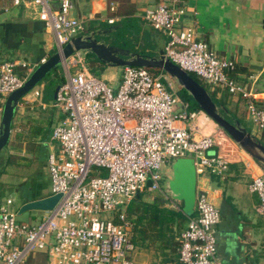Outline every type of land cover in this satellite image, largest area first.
Wrapping results in <instances>:
<instances>
[{
	"label": "built area",
	"instance_id": "obj_1",
	"mask_svg": "<svg viewBox=\"0 0 264 264\" xmlns=\"http://www.w3.org/2000/svg\"><path fill=\"white\" fill-rule=\"evenodd\" d=\"M0 1V13L11 6L35 8L39 20L53 32L57 49L85 34V21L72 14L73 0ZM185 16L179 0H170L145 10L143 19L153 29L165 31V58L196 74L210 88L243 100L253 135L264 144V104L231 76L235 60L216 53L194 26H184ZM16 65L0 59V116L6 97L28 76L20 77ZM64 67L68 73L52 103L61 114L49 137L56 148L47 160L50 192L59 198L37 224L17 219L14 199L0 202V264H26L28 256L37 252L46 253L48 264H132L135 222L127 212L130 201L145 190L147 180L151 191L164 193L162 181L171 162L190 152L197 176L223 175L232 155L221 141L229 143V139L221 127L219 132L197 134L191 122L195 111L187 109L175 94L173 81L161 73L123 66L114 91L90 72L84 51H75ZM41 87L33 88L29 99L39 97ZM92 167L106 173L91 175ZM248 190L259 199L256 212L264 215V174L253 176ZM103 212L113 217H100ZM219 222L216 204L206 192H196L194 210L178 237L180 264H220L214 233Z\"/></svg>",
	"mask_w": 264,
	"mask_h": 264
},
{
	"label": "crops",
	"instance_id": "obj_2",
	"mask_svg": "<svg viewBox=\"0 0 264 264\" xmlns=\"http://www.w3.org/2000/svg\"><path fill=\"white\" fill-rule=\"evenodd\" d=\"M73 1V15L83 19L86 27L103 32L102 28L106 24L112 25L114 29L121 25L122 20L134 18L142 29L150 31L151 37L159 39V44L162 43L160 46L164 47L166 40L143 19V14L158 3H168L170 0ZM179 3L186 9L183 25L194 26L198 37L207 42L216 53L235 60L232 77L254 91L257 101L264 104V0H179ZM0 5H3L2 1ZM108 18H113L114 22L108 23ZM56 49L53 32L39 20L35 8L11 6L8 12L0 13V59L16 62V70L27 66L29 75ZM85 60L88 65L86 54ZM94 66L101 71L106 70L113 86L118 85L122 68L107 64L102 67L98 64ZM40 86L42 89L39 97L29 99L30 96L27 95L18 102L9 141L17 142L18 135L23 134L32 143V152L35 153L40 146H44L49 153L56 148L55 144L49 142V137L61 114L53 105L43 101V84ZM217 94L225 97L228 109L245 119V107L238 96L219 89ZM195 113L191 122L197 127V134L218 131L219 127L207 114L200 110ZM250 132L253 134V129ZM26 144L27 141H22L23 151ZM226 146L229 148L230 142ZM217 150L214 147V151ZM236 156L237 158H233ZM236 156L232 155L228 170L223 175L206 173L197 176L196 192H206L219 209L220 222L215 225L214 233L220 264H264V215L256 212L259 199L248 190L251 178L264 174V169L244 152L238 151ZM44 175L46 184L42 183L35 191L32 190L27 199L21 198L18 208L27 201L52 196L48 164ZM172 203L181 206L178 202ZM138 226L142 230L134 232L132 264H180L177 247L173 250L172 246L164 245L154 229L147 228L144 224ZM173 237L177 241L179 234H174ZM26 264H48L47 255L44 252L34 253L28 256Z\"/></svg>",
	"mask_w": 264,
	"mask_h": 264
},
{
	"label": "water",
	"instance_id": "obj_3",
	"mask_svg": "<svg viewBox=\"0 0 264 264\" xmlns=\"http://www.w3.org/2000/svg\"><path fill=\"white\" fill-rule=\"evenodd\" d=\"M110 31L94 30L88 34L73 37L61 49H56L48 58L40 62L27 76L22 86L12 91L5 99L0 116V151L8 144L11 124L18 102L30 92L54 67L63 62L75 51L92 52L95 57L110 66H141L157 68L168 74L180 87H183L197 102L199 108L221 127L249 156L264 166V144L258 140L240 121L229 122L220 113L207 89L187 71L170 59L165 58L163 47L158 45L153 55L131 52L128 48L112 44L114 37L103 40ZM56 87L54 96L58 90ZM194 154L176 158L171 162V177L163 179L162 190L170 200L178 202L186 214L193 212L196 196V171ZM148 181V180H147ZM149 186H150V181ZM147 186V185H146ZM146 188V187H145ZM140 193L137 194L139 196ZM59 195L31 200L21 204L19 213L28 210H51Z\"/></svg>",
	"mask_w": 264,
	"mask_h": 264
},
{
	"label": "rangeland",
	"instance_id": "obj_4",
	"mask_svg": "<svg viewBox=\"0 0 264 264\" xmlns=\"http://www.w3.org/2000/svg\"><path fill=\"white\" fill-rule=\"evenodd\" d=\"M73 12H74V9L72 10V14H73ZM120 24H121V26L120 27L118 26L119 27L118 30H117L118 27L113 29V27H111L112 25L106 24L103 26L102 31L103 32L110 31L111 36H113L114 32L119 34V32L120 33L125 32V31L128 32V30L130 28H133V30L131 32H129V34L126 35V37H125L126 41L124 40L129 47L128 49L129 50L130 49H136L138 53H140V51H145V52L148 51L150 53L154 52V50L156 48L150 44L151 42L148 43V41L144 40V38L142 37V34L139 35L141 33V31H143L144 33H148V30L147 29L146 30L140 29L138 26H136V25H138L137 19L127 18V19H125L124 22H122ZM115 26L116 25H114V27ZM115 30H117V31H115ZM138 31H140V32H138ZM157 31L159 33H161L162 37L164 38V41L167 40V36H166L165 31H163V30H157ZM134 32L135 33L138 32V35L134 36ZM145 36H146V34H145ZM151 39H153V38H151ZM125 42H123V43H125ZM120 45H122V44H120ZM160 45H162V43ZM131 52H135V51H131ZM59 66L62 70L61 74L65 80L66 74L68 73V71H67L68 69L66 67H64L65 68L64 69L63 65H59ZM115 67H118V66H115ZM122 67H120V68H122ZM94 74L98 78L104 80L114 91L121 81V76H120V80H119L118 85L113 86L114 83L110 80V75L108 74V72L106 70L101 71L100 69L96 68V69H94ZM165 77H167L169 80L173 81L172 82V84H173L172 88H173L175 94L178 95L179 97H182V95L185 94V92H184V90L181 89L180 85L171 77H169V76H165ZM163 79L164 78H162V80ZM198 79H200V78H198ZM200 81L208 90H210V86L205 81H203L201 79H200ZM35 87L40 88V84H37ZM217 89H219V88H217ZM29 94H30V92H28L25 96H27ZM46 102L49 105H52V103L54 102V97L52 99L46 101ZM243 104H244V102H243ZM175 110L177 112L182 110L180 104H177L175 106ZM241 122H242V125L244 127H246L248 131H251L253 129V124H252L250 118H247L246 115H245V119L243 118ZM215 124H216V126H218L217 123H215ZM210 134H212V133H210ZM226 136L228 137L229 142H230V147L228 148L230 154L236 156L238 151H241L242 153L244 152L245 154L248 155V153H246L234 140H232V138L227 133H226ZM23 137H25V138H23ZM18 139H19V141H17V142L12 141V143L10 144V148L6 147L5 149L4 148L2 149V154H1L2 156H6V154H12V155L16 156L17 159L15 157H12V160H14V162H15L14 165L11 166L12 164H10L9 167L7 168L6 172L0 175V180L3 184L2 187L4 189L3 197L1 199V201L6 199V198L14 199V207L17 208L16 209L17 210L16 211L17 212V219L27 221L28 223H30V222L36 223V222L40 221V218L42 216H46L45 211L31 210V211H25V212L19 213L18 206L22 201L21 198L23 197V191L30 193L32 190L35 191L40 185H42V183L46 184V177L44 174H45V170L47 167V160H48V154L49 153H48L47 147H44V146L38 148L35 151V153L32 152L31 151V148L33 147L32 143L29 142L28 140H26L27 139L26 135L25 136L23 134L18 135ZM22 141H27V144L25 146L24 151L22 150ZM227 143L222 144V146L225 147L227 145ZM32 150H33V148H32ZM233 158H237V156L233 157ZM21 164H23L24 166ZM17 165H20V167H18V169L16 170L18 172V175H20V176L12 175V174H14V172H15L14 170H15V168H17L16 167ZM105 173H106V171L103 168L92 167L91 175H104ZM170 177H171V166H170V170L166 171V175H165L164 179L170 178ZM148 181H150V180H148ZM148 181L146 183L147 186H146L145 190L140 193V195H139L140 197L135 196L131 200V202L128 204V206H132L131 209L133 210V212L138 214L139 207L142 206L143 203L145 204V203L153 202L156 200L164 201L165 205H168V206L169 205L175 206V207L178 206V205L176 206L175 204L173 205L172 202H174V201L170 200L167 194L160 193L158 191H151L149 189V185H148L149 182ZM22 182H25L24 183L25 185L23 188L20 186V184ZM99 216L111 219V217H113V214L111 212H107V213L103 212V213H100ZM132 218H133L132 220H133V222H135V226H136V215L135 216L133 215Z\"/></svg>",
	"mask_w": 264,
	"mask_h": 264
},
{
	"label": "trees",
	"instance_id": "obj_5",
	"mask_svg": "<svg viewBox=\"0 0 264 264\" xmlns=\"http://www.w3.org/2000/svg\"><path fill=\"white\" fill-rule=\"evenodd\" d=\"M124 20H122L120 23L124 22ZM121 26V25H120ZM119 26V27H120ZM138 26L140 29H142L139 25ZM119 27L117 28V30L119 29ZM115 30V31H117ZM133 30V28H130L128 30V32H119L115 33L114 32V40L115 43L117 44H122L121 46L123 47H128L127 43L125 42V37L127 34H129V32H131ZM146 30V29H145ZM94 31L92 29V27H86L85 29V34H88L89 32ZM140 32V31H138ZM138 32H134V36L138 35ZM143 31H141V33L139 35L142 34V37L144 38V40L148 41V43H150L151 45H153L155 48H157L159 44V39H151V32L148 31V33H142ZM144 34V35H143ZM146 34V36H145ZM133 36V37H134ZM125 40V41H124ZM125 42V43H123ZM130 51H135L137 52L136 49H130ZM141 54H145V55H153L154 52L150 53L148 51H140ZM87 60H88V67H90V70H92V73H94V69H96L97 67H95V64H98L100 67L106 65V63L98 60L95 55L92 52H85ZM27 66H21V69L16 70V66H15V71L18 73V75L22 78H25L28 75V70L26 68ZM151 71H153L154 73L158 74L161 73L165 76H168V74H166L164 71L157 69V68H147ZM27 70V72H26ZM235 69L232 71V75L234 73ZM62 70L60 68V66L54 67L52 68L47 74L46 76L38 83V84H43V96L42 99L43 101H48L50 99H52L54 97V91L56 89L57 86H59L60 84H62L64 82V77L62 76ZM196 81H198L200 84L201 81L200 79H198L197 75L191 72H188ZM61 74V75H60ZM231 75V76H232ZM203 85V84H202ZM204 86V85H203ZM205 87V86H204ZM206 88V87H205ZM182 90H184L185 94L182 95V97H180L181 101L187 104V109L189 111H196V110H200L202 111L197 102H195V100L193 99V97L183 88L181 87ZM207 89V88H206ZM207 91L209 92L210 96L212 97V100L216 103V105L219 108V113L225 118L227 119L229 122L234 123L236 120L240 121V123L242 124V117L237 114L236 112H232L230 109L227 108L226 106V99L224 96L221 97L218 96V89L214 88H210V90L207 89ZM13 124H11V128H12ZM45 139V137L41 140L43 141ZM9 143L11 144L12 141H9ZM8 147V144L7 146ZM5 147V148H6ZM42 147V146H40ZM39 147V148H40ZM4 148V149H5ZM2 150L0 151V175L5 173L7 168L9 167L10 164H12L11 166L14 165V160H12V157H15L17 159L16 156L12 155V154H6V156H2ZM4 159V160H3ZM258 163V162H257ZM263 169L264 166L261 165L260 163H258ZM23 165V164H21ZM24 166V165H23ZM17 168H15V172L12 175H16V176H20L18 175V172L16 171L18 169V167H20V165L16 166ZM26 182V181H25ZM22 182L20 184V186L23 188L24 187V183ZM2 182L0 180V202L1 199L3 197V187H2ZM29 192L23 191V197L22 199H27V197L29 196ZM140 197V196H138ZM137 198V197H136ZM135 198V199H136ZM23 200V201H24ZM131 202V201H130ZM132 206H128L127 208V212H128V216L130 219H133V215H136V226L134 229V232H140L142 229H139L138 225L139 224H144L145 227L150 228V229H154L156 231V235L158 236L159 240H161V242L164 245L167 246H172L173 250L179 248V241L174 240V234H180L181 231L185 228L186 222H187V218L190 214H186L181 206H168L165 205L164 201H160V200H156L153 202H149V203H143L142 206L139 207V212L138 214L133 212V210L131 209ZM133 221V220H132ZM172 233V234H170ZM170 234V235H168ZM133 241H134V234H133ZM171 261H174L172 259H169Z\"/></svg>",
	"mask_w": 264,
	"mask_h": 264
},
{
	"label": "flooded vegetation",
	"instance_id": "obj_6",
	"mask_svg": "<svg viewBox=\"0 0 264 264\" xmlns=\"http://www.w3.org/2000/svg\"><path fill=\"white\" fill-rule=\"evenodd\" d=\"M113 37H114V35L111 36V34H107L106 36L103 37V40L108 41V39L113 38ZM112 44L117 45V46H121L120 44L115 43V40L112 42ZM126 48H129V47H126Z\"/></svg>",
	"mask_w": 264,
	"mask_h": 264
},
{
	"label": "bare ground",
	"instance_id": "obj_7",
	"mask_svg": "<svg viewBox=\"0 0 264 264\" xmlns=\"http://www.w3.org/2000/svg\"><path fill=\"white\" fill-rule=\"evenodd\" d=\"M212 129H213V128H212ZM207 130H208V129H207ZM208 131H209V130H208ZM217 132H219V130H218ZM222 144H226V140H222V141H221V145H222Z\"/></svg>",
	"mask_w": 264,
	"mask_h": 264
}]
</instances>
